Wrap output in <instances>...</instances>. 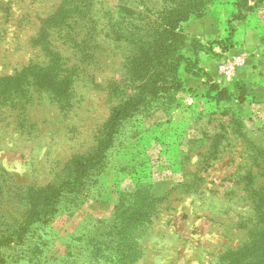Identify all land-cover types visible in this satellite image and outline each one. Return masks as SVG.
I'll use <instances>...</instances> for the list:
<instances>
[{
	"label": "rangeland",
	"instance_id": "1",
	"mask_svg": "<svg viewBox=\"0 0 264 264\" xmlns=\"http://www.w3.org/2000/svg\"><path fill=\"white\" fill-rule=\"evenodd\" d=\"M222 1L203 13H219ZM59 2L0 0V76L42 60L31 39ZM94 4V55H70L67 87L36 86L0 105V264H221L264 207V71L242 65L231 83L217 82L247 19L226 22L212 40L220 50L187 25L202 13L190 17L167 67L135 91L125 73L139 41L149 42L145 22L159 23L169 0ZM174 73L179 85L163 89ZM134 94L138 106L110 124L113 107ZM156 179L168 181L162 196L152 193ZM45 188L51 206L30 218Z\"/></svg>",
	"mask_w": 264,
	"mask_h": 264
},
{
	"label": "trees",
	"instance_id": "2",
	"mask_svg": "<svg viewBox=\"0 0 264 264\" xmlns=\"http://www.w3.org/2000/svg\"><path fill=\"white\" fill-rule=\"evenodd\" d=\"M94 1L60 0L52 13L40 20L38 30L31 42L34 47H39L42 60L36 61L34 65L23 67L14 75L0 76V105H5L8 102L12 105L17 104L18 100H15L17 94L30 92L36 86L44 87L51 93L61 92L64 87H67L66 81L68 79L71 81L72 75H74L69 67L64 68L67 65V60H70L73 55L84 61H89L94 55L95 45L93 42H95L96 22L98 21L91 16L94 13ZM209 1L169 0V4L165 5L163 10L158 13L159 23L148 26L146 21L145 26L140 27L150 32L148 34L149 42L139 41L138 54H133L129 63L130 68L125 73H130L128 79L133 78L134 80L131 82H136L135 91H140L142 87L151 82L155 73L163 69L159 70L160 65L164 68L167 67V52L170 49L175 51L176 43L183 37L180 31L181 24L192 16L200 13L202 14L199 16L203 15ZM260 2L264 4V0ZM248 8L252 7H248L246 0L239 1L236 17L243 18L245 13L242 10L248 11ZM134 27L136 28L133 29L138 28L137 25ZM231 33L232 30H230ZM151 37H155L156 41L152 42ZM155 42H158L159 46L154 50L152 48H154L153 43ZM212 42H216V45L221 47L219 41ZM171 43H173L172 47ZM176 54L175 63H179L178 61L185 58L180 50H177ZM187 61L189 60L187 59ZM41 77L46 79L39 83ZM57 79H62V82L57 81L56 83ZM167 81L168 83H165L166 85H163L162 88L175 89L179 85L177 73L168 77ZM138 104L139 100H136L135 94L120 101L111 111L108 119L110 124L121 113L129 108L137 107ZM49 189L45 188V191L35 195L34 201L30 203L32 206L30 218L37 217L39 212H45L51 206L50 199L44 198ZM262 206L258 205V212H256L258 223L250 229L245 240L236 247L227 248L226 253L221 256V264H264V207L262 208Z\"/></svg>",
	"mask_w": 264,
	"mask_h": 264
},
{
	"label": "crops",
	"instance_id": "3",
	"mask_svg": "<svg viewBox=\"0 0 264 264\" xmlns=\"http://www.w3.org/2000/svg\"><path fill=\"white\" fill-rule=\"evenodd\" d=\"M261 0H246L248 7L247 14L243 18H238V2L239 0H223L222 9L219 13L207 12L199 16L197 19L187 22L190 27L195 26L197 28L198 36H203L206 40H220L227 34L226 22L235 21L241 19L246 20L245 27L238 28L236 24V30L234 31V43L228 47V49H234L237 52L243 54V66L246 68L251 64H256L257 67L264 71V23L261 20L262 5ZM221 50L220 47H217ZM261 52L259 53V51ZM234 51V52H235ZM254 55V56H253ZM197 78H188L186 83H194ZM202 85V82L196 83ZM187 108L184 107L178 111V114L185 111ZM186 143L189 142L188 137H183ZM182 138V139H183ZM161 176V175H160ZM158 176V178L160 177ZM163 180V181H162ZM174 180V179H173ZM157 184L155 185L154 191L155 196H162L165 191L163 183L168 182L164 179H156ZM175 181V180H174ZM177 182V181H176Z\"/></svg>",
	"mask_w": 264,
	"mask_h": 264
},
{
	"label": "built area",
	"instance_id": "4",
	"mask_svg": "<svg viewBox=\"0 0 264 264\" xmlns=\"http://www.w3.org/2000/svg\"><path fill=\"white\" fill-rule=\"evenodd\" d=\"M226 56L220 60L217 67L218 81L222 84L231 83L237 70L243 65L244 59L242 53H225Z\"/></svg>",
	"mask_w": 264,
	"mask_h": 264
}]
</instances>
